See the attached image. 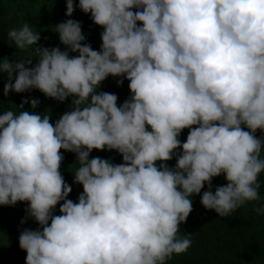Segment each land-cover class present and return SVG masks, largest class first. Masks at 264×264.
<instances>
[{
  "label": "clouds",
  "instance_id": "clouds-1",
  "mask_svg": "<svg viewBox=\"0 0 264 264\" xmlns=\"http://www.w3.org/2000/svg\"><path fill=\"white\" fill-rule=\"evenodd\" d=\"M76 9L103 29L98 50ZM65 15L53 28L58 46L37 47L28 23L7 33L36 55L0 61L4 96L71 99L52 122L36 99L0 112V206L26 204L20 223L38 226L19 233L25 264H167L191 247L190 234H177L193 196L220 218L261 199L264 0H66ZM108 77L128 82L119 105L101 91ZM61 150L76 157L75 202Z\"/></svg>",
  "mask_w": 264,
  "mask_h": 264
},
{
  "label": "rangeland",
  "instance_id": "rangeland-1",
  "mask_svg": "<svg viewBox=\"0 0 264 264\" xmlns=\"http://www.w3.org/2000/svg\"><path fill=\"white\" fill-rule=\"evenodd\" d=\"M66 12V0H0V28L9 21L14 20L12 22L11 27H9L5 31V35H1L0 33V45L5 42L3 47L8 50L12 49V43L8 41L7 33L12 28H18L23 23H28L33 30L41 32V28L37 26L40 25V21L42 20H54L55 18L64 15ZM81 15L79 13V9H76L73 13L72 19H80ZM20 21V23H18ZM25 21V22H23ZM48 32V31H47ZM40 33V37H41ZM47 39V34H46ZM52 40H48L45 42L51 43ZM41 43V39L37 44V47ZM44 44V45H45ZM28 49L34 50L32 47H29L23 50V55L19 56L14 53V55L7 50H3L0 46V61H3L5 58H8L10 62H14L16 59H28L34 58ZM107 83L110 81L111 86L107 89L110 92H113L117 95V104L122 103L129 96L128 82L125 80L122 85L117 86L116 78L108 77L105 80ZM6 80L3 81L0 85L5 84ZM57 101L52 99H47V101L39 106L37 109V113H43L46 110H50L51 121H54L59 115L63 114L65 111L69 110L68 106L64 110H53V107L57 105ZM182 138H180L181 140ZM182 142V141H181ZM64 160L61 163V172L63 178L66 183H68L72 191L70 194L74 196L79 195L82 192V186L73 184V176L70 171H74L75 167L70 168V166L74 163L76 157L73 153L63 152L61 150ZM93 156H99L104 159H110L114 164H119L122 162V157L116 151H96L93 150L90 154V158ZM169 167H173L175 165V159L167 162ZM69 169V171H68ZM204 189H202V192ZM260 195H262L261 199L256 202L248 203L242 206L244 223H242V230L244 239H246L251 247H253V256L255 264H264V215L258 214L255 209L259 207L261 204H264V194L259 190ZM200 196H193V204L192 211L187 217L186 221L180 226V230L178 231V236L183 237L185 235L190 234L189 238L192 241L191 247L183 254L173 257H184L185 254L188 256H194L196 260V264H214L221 258V253L219 251V245H212L215 239L221 243V227H219L216 223L218 219H221L217 216L214 211L208 212L210 210H205L201 204L199 203ZM26 204L17 203L15 206L5 207L0 206V215L2 218L15 219L20 220L23 219L22 216L25 215L24 209ZM59 205H57V215ZM204 212L213 213V219H215L213 225H207V217H202ZM29 223H34L33 221H27ZM35 224V223H34ZM29 228V227H23ZM22 228V229H23ZM33 229V228H32ZM19 236L20 231L16 232ZM4 238H0V251L2 252L6 250V246L4 244ZM10 249V248H9ZM9 249L7 250L9 252ZM5 254V253H4ZM10 259V261H9ZM194 261H190L193 264ZM13 264L19 263V261L13 262L11 260V256H5L3 259L0 257V264Z\"/></svg>",
  "mask_w": 264,
  "mask_h": 264
},
{
  "label": "trees",
  "instance_id": "trees-1",
  "mask_svg": "<svg viewBox=\"0 0 264 264\" xmlns=\"http://www.w3.org/2000/svg\"><path fill=\"white\" fill-rule=\"evenodd\" d=\"M74 3L78 4V0H74ZM79 13L81 15L80 19H75L79 21L82 25V32L83 35L86 38V42L89 43L94 50H98L101 44L100 40V32L103 30L99 26H96L93 24L91 19L89 18V15H85L79 10ZM69 17H66V15H61L54 20L48 21V20H42L40 21V25L37 24L41 28V43L39 46L43 47H54L59 45V40L57 34L54 32V27L58 25L60 22L68 19ZM72 18V17H71ZM12 22L14 20L6 22L1 28H0V33L1 35H5V31L11 27ZM25 22V21H23ZM20 23V21H18ZM38 31V30H37ZM48 31V32H47ZM46 34H47V39H46ZM48 40H52L51 43L45 44ZM45 44V45H44ZM5 45V42L2 41L1 47L3 50L10 51L13 55L14 53L16 55L22 56L23 51L17 50L14 46L12 45V49L8 50L7 46L6 48L3 47ZM61 49L63 50V46H60ZM29 52L32 55H36L34 50L28 49ZM6 80V74L0 73V84ZM111 86L110 81L108 83L106 81L102 82L101 84V91L110 92L108 87ZM3 85H0V112L11 109L14 112H18L19 109L15 107V105H20L22 100H32L36 99L39 101L38 106H42L47 99L44 97L43 94H41L39 91L33 90L31 93H24V94H15L10 92L7 97L4 96L3 94ZM70 99L66 100L63 103H57L53 107V110H64L66 107L70 104ZM14 104V105H11ZM24 109L28 110L30 108V104L25 103L24 104ZM37 112V109L35 110ZM2 114V113H0ZM188 134V130L185 129L181 132L180 138L181 141L183 142L184 139L186 138ZM257 137H259L260 133L259 131L256 133ZM262 155H264V150H262ZM259 183L261 184V187L259 190H261V193L264 194V172H262L258 178ZM225 180L223 177H217L214 178L212 181L213 188L218 185H223L225 184ZM77 196H74L73 194H69L68 199L73 200L74 202L77 199ZM262 197V195H260ZM211 212V211H208ZM204 212L202 217H207V225H213L214 220L213 219V213H208ZM26 215V214H25ZM24 216L22 218L24 219ZM20 220H11L8 219L6 220L5 218H2V215H0V238H4V244L6 246V250L1 252L0 251V257L3 259L5 256H11V260L13 262L19 261V263H13V264H25V256L26 253L23 252L22 250L19 249L18 246V234L16 233L17 231H21L23 227H29L35 229L38 227L34 223H29L26 222L25 224H21ZM242 223H244V217H243V210L242 206L232 212L229 216L223 217L221 219H218L217 225L221 227V243L218 242L217 239L213 242L212 245H219V251L221 253V258L214 264H255L254 262V256H253V247H251L250 243L244 239L243 235V230H242ZM10 248V249H9ZM9 249V252L7 251ZM5 253V254H4ZM194 256H188L187 254L184 255V257H172L171 260L167 261V264H191L190 261H194ZM10 261V259H9ZM8 261V264H9ZM193 264H196V260Z\"/></svg>",
  "mask_w": 264,
  "mask_h": 264
}]
</instances>
